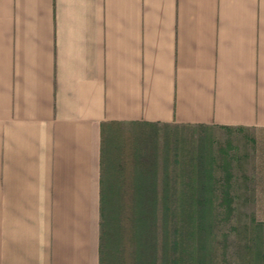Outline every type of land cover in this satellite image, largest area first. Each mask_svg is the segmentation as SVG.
<instances>
[{"label":"crops","instance_id":"1","mask_svg":"<svg viewBox=\"0 0 264 264\" xmlns=\"http://www.w3.org/2000/svg\"><path fill=\"white\" fill-rule=\"evenodd\" d=\"M264 134V0H0V264H101L114 123Z\"/></svg>","mask_w":264,"mask_h":264},{"label":"rangeland","instance_id":"2","mask_svg":"<svg viewBox=\"0 0 264 264\" xmlns=\"http://www.w3.org/2000/svg\"><path fill=\"white\" fill-rule=\"evenodd\" d=\"M104 139L102 264H136L133 221L138 179H156L161 198L162 183L167 179L173 185L177 180L182 186L201 153L214 161L218 178L232 180L235 196L233 210L221 212L215 227L217 259L221 264H264V134L241 127L136 123L113 125ZM183 192L181 187L177 193L169 190L176 196ZM158 219L160 245L162 207ZM147 239L153 235L148 233ZM147 246L146 258L153 264Z\"/></svg>","mask_w":264,"mask_h":264},{"label":"trees","instance_id":"3","mask_svg":"<svg viewBox=\"0 0 264 264\" xmlns=\"http://www.w3.org/2000/svg\"><path fill=\"white\" fill-rule=\"evenodd\" d=\"M142 123V122H141ZM144 124H149L143 122ZM118 125L119 123H114ZM189 179L179 185L169 180L162 183L163 195L159 197L160 183L154 179L149 182L140 177L136 182L134 197V236L136 242V264H151L146 258V248L150 245L153 264H219L217 259L215 227L221 212H231L235 202L232 195V180L216 176L215 163L206 159L204 154L191 163ZM179 187L183 194L176 196L169 193L173 188L177 193ZM105 178L102 192V232L105 216ZM162 207V238L158 243V212ZM224 210V211H221ZM152 220L150 224L149 221ZM173 221V223H172ZM148 233L153 235L147 239ZM157 258L159 262L157 263ZM221 264V263H220Z\"/></svg>","mask_w":264,"mask_h":264}]
</instances>
